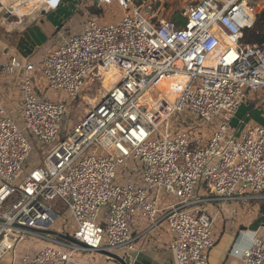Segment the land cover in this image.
Instances as JSON below:
<instances>
[{"label": "built area", "instance_id": "obj_1", "mask_svg": "<svg viewBox=\"0 0 264 264\" xmlns=\"http://www.w3.org/2000/svg\"><path fill=\"white\" fill-rule=\"evenodd\" d=\"M93 1L97 8L117 3L131 11L119 22L103 24L90 14L80 32L41 59L0 57V73L18 80L21 96L12 113L0 99V260L11 254L10 264H17L18 245L36 238L47 242L22 256L20 264H77L72 255L83 251L132 252L137 239L132 221L139 212L152 226L167 223L176 264H209L214 220L204 205L264 199V127L241 120L237 134L230 132L229 117L264 90V42H240L255 13L240 0L189 1L181 13L184 23L177 25L147 19L133 0ZM259 1L263 10L264 0ZM108 58L120 62L122 79L60 140L69 108L44 92L79 97L85 78L99 81L98 66ZM177 73L186 81L171 85L177 94L173 104L165 96L152 107L145 104L146 93L152 100L161 93L157 83L163 75ZM220 112L222 121L202 146L191 139L190 129L169 127L174 114L210 122ZM29 136L41 143L44 155L24 171L32 151ZM125 162L142 166L141 183L129 177L114 183L117 166ZM199 186L205 197L196 196ZM153 191L177 202L159 215ZM57 202L75 222L72 235L50 234L60 217ZM241 259L264 264L258 231Z\"/></svg>", "mask_w": 264, "mask_h": 264}, {"label": "rangeland", "instance_id": "obj_2", "mask_svg": "<svg viewBox=\"0 0 264 264\" xmlns=\"http://www.w3.org/2000/svg\"><path fill=\"white\" fill-rule=\"evenodd\" d=\"M189 1L196 0H133V4L135 6L140 5V12L149 20L157 19L161 21H171L172 17L176 13L180 14L183 12L184 6ZM240 1L245 2L249 6V8L254 11L255 14L259 13L262 8V2H260L259 0H256V2H258V6L251 4L252 0ZM10 10L14 14H11ZM16 10L19 13H17ZM34 11L36 12L34 13V17L32 18V21H34L31 23L27 22V19L30 16L31 12ZM130 11L131 7H129L128 10L122 9L117 5V3L103 5L102 7L97 8L93 0H0V51L6 52L7 49L9 51L10 49L13 50V48L17 46L19 35H22L19 33L21 31H27V35L24 39H27L28 44L25 45L22 43V45H24L26 49H30L32 53H38L41 51L40 49L43 48H45V51L49 49L47 46L49 43L52 42L57 45L60 43L63 37L68 38L73 33L80 32L90 14H98L99 23L103 24L119 22L123 15H125L126 13H130ZM53 19H55L56 27L54 30H52L53 32L51 31L52 35L49 36L48 42L46 41L47 43L46 45H44V47L36 49L37 51H33V43L37 39L35 34L36 31L41 32L43 31V29L48 31V27L50 26L47 27L46 23ZM21 20L27 23L26 25H24L26 27L24 30L16 29L15 26H7L8 23L16 24ZM51 50L52 49H50V51ZM105 63L106 61H103L100 64V68L103 67V65L105 66ZM105 72L106 70L103 71L102 69L97 75L99 81H96L92 75H88L85 78V84L79 97H71L69 94H66L62 91L44 92V95L47 98L55 101H63L68 105L69 110L66 116H63L60 123L62 128V132L59 137L60 140L65 137V131H70L73 123L78 121L79 118L85 116L91 110L92 105L96 102V100L100 98V96L98 97L99 92L102 91L104 93L101 86L105 78ZM2 86L9 87V89H3ZM19 92L20 87L18 84V80L11 78L4 73H0V99L6 105L5 107L7 108L8 113H12L14 104L18 103L20 97ZM160 92L162 93L163 91L160 90ZM154 96L155 93H152L151 97L154 98ZM90 99L96 100L91 104L88 102ZM249 101L253 102L254 104H260L258 105V108L264 109V90H260L254 95H251L249 97ZM222 114L223 113L220 112L219 115L210 122H205L200 119L194 118L188 113L174 114L169 119V127L171 130L190 129V135L192 137L191 139L194 141L198 140L200 145L202 146L207 143L208 139L211 136L212 130L218 125L219 122L222 121ZM229 117L231 118V120H233L234 113ZM15 118L16 124L21 127L23 125V122L20 120V118H18V116H16ZM237 127L238 126L234 127V125L230 123V132H234ZM161 129L163 131V127H161ZM28 138H30L31 141L32 151L28 159L23 164L24 171H28L31 165H39L41 163V157L39 153L41 151V143L34 139L32 136H29ZM132 166L133 164L130 162H125L121 165H118L114 183H126L128 177L131 176ZM134 169L137 171L140 169V166L135 165ZM23 176L24 175L22 174V176L18 180H16L15 185L19 184L22 181ZM197 189H195V194L197 192ZM240 203L247 205L244 209L247 208L251 210L249 206H259L260 210H264V199L240 201ZM54 210L60 213V217L51 226V231L57 233L64 232L66 234L72 235L76 225L72 217L68 213L66 207H64L60 202H57ZM250 210L246 211L250 212ZM260 236L264 237V230L260 232ZM46 242V240L38 238L34 239V241L31 239L22 241L16 248V263L20 264V259L22 258V256H24L26 253L40 250L42 248V244L40 243ZM10 261L11 254H7L2 257V259L0 260V264H10Z\"/></svg>", "mask_w": 264, "mask_h": 264}, {"label": "crops", "instance_id": "obj_3", "mask_svg": "<svg viewBox=\"0 0 264 264\" xmlns=\"http://www.w3.org/2000/svg\"><path fill=\"white\" fill-rule=\"evenodd\" d=\"M52 6V5H51ZM50 6V7H51ZM10 13L13 12L10 10ZM34 12H31L27 19V22H33ZM29 23V24H30ZM46 23V22H45ZM18 22L8 23V27L15 26L16 29L24 30L27 23L24 21L21 25H17ZM45 25V24H44ZM29 26V25H28ZM27 26V27H28ZM48 31L43 29V31H36V47L35 42L33 43V51L36 49L44 47L48 42V38L51 31L55 29V19L50 20L46 23ZM53 27V29H52ZM27 32V31H26ZM25 31L19 32L17 40V46L7 51H0L1 58H7L10 55H19L22 60L33 61L38 58L44 57L50 49H55L60 43L65 39L64 37L59 44L49 43L48 50L45 48L40 49L38 53H32L29 49H26L23 44L27 45V39H24L27 35ZM53 32V31H52ZM47 41V42H46ZM20 46V47H18ZM103 67L100 68V71ZM100 72L98 71L97 75ZM102 74V72H101ZM12 78V77H11ZM3 89H9V87L2 86ZM20 96V92H19ZM3 98V97H2ZM21 96L19 97L18 103ZM260 104H254L251 101H247L243 104L235 113L234 118L231 120V124L234 127L238 126L234 133H239L243 127L239 126L241 120L244 123L250 125H257L264 127V109L258 108ZM42 148V147H40ZM44 151L49 150L48 147L43 148ZM40 157L44 153L39 152ZM139 165L140 169L135 170L134 166ZM131 173L132 177L129 179L137 182L138 184L142 182V166L140 164H133ZM136 171V172H135ZM137 175V176H135ZM199 186L196 192L197 197H205V192ZM151 195L154 197L156 206L159 210V215L168 208V206L173 205L177 202L176 197L173 195L165 194L164 191H153ZM240 201L232 202H209L204 207L206 212L213 218V238L215 241L214 247L209 252V264H243L241 259L244 248L249 245V240L255 232H260L264 230V210H260L259 206H249L250 209H244L247 205L240 203ZM214 204V205H213ZM251 204V203H250ZM246 210H250L247 212ZM132 231L135 236H137L135 250L132 252H126L124 250H114L119 257L130 256V264H176L173 251L170 249V242L173 239V235L169 230V227L165 221H160L157 225L152 226L151 223L144 217L141 216L139 212H136L133 216L132 221ZM72 262L77 264H120L118 261L103 255L102 252H91L83 251L79 254L72 255Z\"/></svg>", "mask_w": 264, "mask_h": 264}, {"label": "bare ground", "instance_id": "obj_4", "mask_svg": "<svg viewBox=\"0 0 264 264\" xmlns=\"http://www.w3.org/2000/svg\"><path fill=\"white\" fill-rule=\"evenodd\" d=\"M7 7H9V6H7ZM17 13H19V12L17 11ZM23 22L24 21L21 20L20 22H18L17 25H21ZM105 61H106V63H105V66L103 65V71L106 70V72H105V78H104V80L102 82V86H101L104 93H106L111 88H113L116 84H118L120 82V80L122 79L123 73H124V71H122V69L120 67V62L117 59L108 58ZM100 64L98 66L99 72H100ZM176 81L179 83H184L186 81V77L183 74H178V73L177 74L163 75L157 83V89L159 91L162 90L163 91L162 93H164V94L157 93L156 99L152 100V99H150V94L146 93L144 96L145 104L152 107L153 105L156 104L157 100H161L164 95L167 98V101L170 104H173L177 98V94L175 93V91L171 87V85L173 83H175ZM104 93L102 91L99 92L98 97ZM88 102L92 104L95 102V99H90Z\"/></svg>", "mask_w": 264, "mask_h": 264}, {"label": "trees", "instance_id": "obj_5", "mask_svg": "<svg viewBox=\"0 0 264 264\" xmlns=\"http://www.w3.org/2000/svg\"><path fill=\"white\" fill-rule=\"evenodd\" d=\"M252 22L249 27L243 30L240 42L247 46L260 45L264 42V9L259 13L252 14ZM172 21L177 25L184 23L181 13H176L172 17Z\"/></svg>", "mask_w": 264, "mask_h": 264}, {"label": "water", "instance_id": "obj_6", "mask_svg": "<svg viewBox=\"0 0 264 264\" xmlns=\"http://www.w3.org/2000/svg\"><path fill=\"white\" fill-rule=\"evenodd\" d=\"M50 234L57 235L60 237L63 236L60 233L53 232V231H50ZM65 238L70 240V241H74L71 237H65ZM100 252H102L103 255H106L107 257L118 261L120 264H130V262H131L129 255H126L125 257H119L118 255H116L115 253H112V252H105V251H100Z\"/></svg>", "mask_w": 264, "mask_h": 264}]
</instances>
